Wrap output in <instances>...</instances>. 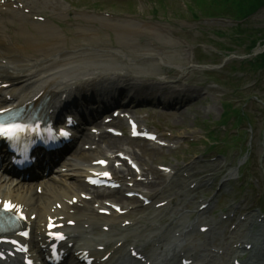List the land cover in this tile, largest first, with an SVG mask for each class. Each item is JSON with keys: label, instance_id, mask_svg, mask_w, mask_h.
Returning <instances> with one entry per match:
<instances>
[{"label": "rangeland", "instance_id": "374dc122", "mask_svg": "<svg viewBox=\"0 0 264 264\" xmlns=\"http://www.w3.org/2000/svg\"><path fill=\"white\" fill-rule=\"evenodd\" d=\"M100 2V9L97 11V14H102L105 18L110 19L111 15L108 11L114 12L116 14H129V13H137V17L134 20H128L126 23L120 25L116 24L112 27L111 32L109 33L113 39L115 40V46L122 47L128 54L132 56V58L137 59L138 61L142 60L144 54L148 51V43L146 42V38L154 37L158 42H163L170 45V49H167L170 52L169 57L175 60L183 59L184 57H189L192 55L193 50H187L188 47L194 48L195 46L198 47V44L206 41L212 40L209 37H214V33L216 30L226 28L223 24L218 22H209V23H202V22H193L192 20H183L181 17H176L175 13V6H172L170 2H167L168 10L167 14H164V9L160 8L159 11L161 14L160 17H156L153 20L154 16H148L147 21H152L153 24L151 28L148 29L147 33H143L145 28L140 26L142 22V16L140 13H143L144 10H148V8L143 4V8L139 9L141 11L136 12L135 4L132 2H128L127 0H99ZM112 4L118 5L121 8L111 9L110 6ZM134 5L133 7H129ZM129 12V13H127ZM148 14V13H146ZM163 14L166 18L163 17ZM182 17H188L189 15L186 12H180ZM126 16V15H124ZM257 17V18H256ZM252 19L251 24L256 26L264 25V9L260 11V13ZM106 21L110 23L109 20ZM157 19V20H156ZM113 22V21H112ZM117 22H124V20H117ZM158 24H165L171 26L172 33H164L160 30ZM136 27L138 30L135 33H131L130 30ZM191 30V31H189ZM193 30V31H192ZM208 31L209 35L202 36L200 35L201 32ZM106 33V32H102ZM103 38L108 39V34L103 36ZM217 38V37H216ZM204 39V40H200ZM215 42H224V38H220V40H213ZM212 45V44H211ZM230 46H233L232 43H229ZM213 46V45H212ZM102 48L101 46L99 47ZM236 53L243 54L242 49H237ZM113 56V54H112ZM129 58V56L127 57ZM115 60L123 61V58L119 56L114 57ZM180 63H184V61H180ZM157 62L153 61L150 64L143 65L142 68L144 70L153 71ZM193 69L189 67V70ZM203 78V76H201ZM198 81L197 78H193L192 82ZM254 81L247 83L248 85L253 84ZM232 90L231 87H219L214 92H210L206 97H204L198 104L188 106L189 109H186L181 115H172L168 118L170 121L177 125L180 128H185V130L192 131L197 128L204 120L206 121H217L219 119L221 113V101L220 97L223 94H228ZM258 94L263 96L264 98V85L260 89H256ZM253 104H251V107ZM163 118V117H162ZM256 125L259 126L257 121V117L255 118ZM258 142H260L258 140ZM168 160H171L170 157L167 156Z\"/></svg>", "mask_w": 264, "mask_h": 264}, {"label": "bare ground", "instance_id": "6f19581e", "mask_svg": "<svg viewBox=\"0 0 264 264\" xmlns=\"http://www.w3.org/2000/svg\"><path fill=\"white\" fill-rule=\"evenodd\" d=\"M23 1H28V6L27 7H31L33 8V12H37L36 15L40 14V7L37 6V2L40 3V5L42 4V0H23ZM50 1V0H48ZM6 2V5H8L10 7V9L12 11H14V5L17 4L18 6H20L19 4V0H0V12L5 13L6 12V6L3 4ZM35 5H33V4ZM32 12V13H33ZM31 11L29 13L26 12H22V15L25 16H31L30 15ZM34 26H36L37 29H41L43 28V30H46V33L42 36L41 39H38L37 37H35V35L30 32L27 33L25 31H23V34L26 36V39L29 37V41L27 42L26 46L25 44H19L18 46L15 45L12 40L9 38L11 37L7 32L8 29L4 23V21L0 22V45H3L2 48L0 46V62H4L5 65H10V64H15V62L17 61L16 58H23V51L25 50H30L31 53L30 55L36 59L40 58V55L42 52H47V49L50 48H54L57 50V58L61 60L60 62V66L64 67L67 64H72L75 61H81L79 62L80 64H82L83 62V56L81 55V53H77L75 55H69V54H65L63 52L66 51L65 48V44L63 42V40L61 39V37L63 36L61 32L58 31L57 28H53L51 27V25H42L38 22H36L34 24ZM22 27V26H20ZM35 29V28H34ZM36 30V29H35ZM61 36V37H60ZM92 40V38H91ZM41 45H40V44ZM74 49H77L78 46L74 45L73 46ZM59 48V49H57ZM11 52H14L13 54ZM68 62V63H66ZM18 69L21 70L25 76V79L27 81H34L39 79L40 77H42V70L40 69H33V68H29L27 67L25 64L22 63H18ZM4 72L9 73L7 70H4ZM124 73V72H123ZM17 73H13L11 76L16 75ZM18 76H16L17 78H21V76H19V73L17 74ZM48 77H54L57 79L56 82H51L47 80V84L48 86L45 88L48 90H55V89H59L61 90L64 87V83H73L75 81V74H68L65 73L64 77H63V73L62 71L57 72L56 74L53 73H49L47 75ZM22 91L23 92H27V89L29 88V93L34 94L33 89L31 88V85L26 84V83H22ZM43 87H38V90L42 89ZM45 91V92H46ZM44 92V93H45ZM102 147L101 150H103V148H117L118 146H120L121 141H116L110 138L104 139L102 141ZM83 157H86L85 154H83ZM80 158H82V156H80ZM75 165V164H74ZM130 170V169H129ZM147 170V169H146ZM87 171L83 169V167H78L75 166L72 169V174L73 177L71 178L72 181L68 187L61 185L60 183H56V186L58 187L56 190L52 191V196L54 199H50V201H57L59 199H63L67 194H64V192H67V189H70V193L68 195L69 199H73L75 196H81V193L84 191V188L82 186V181H81V175L86 173ZM130 174V173H128ZM144 175V174H141ZM152 185V183L150 184ZM160 189L158 190H154V192H159ZM7 193H13L16 195V197H18L21 200H26L29 201L31 199H33L34 197L31 195V199H29L27 197V194H25L23 192V190H15L12 186H9L7 188H3L0 186V194H6ZM146 193V192H145ZM148 194V193H146ZM48 202V200H46ZM63 205H65V202L63 203ZM103 208H107V209H113L111 207V205H107V203L105 202L102 206ZM129 208V207H127ZM113 212V211H112ZM127 213L131 214L133 213V211H131V209L127 210ZM107 217H105L104 220H107V222L109 224H113L115 222H122L123 221V217H118L116 214L111 213L110 216L106 215ZM252 242V241H250ZM117 243H119V245L117 246V251L120 252L122 247L125 245H129L128 243H126V241L124 240H120V238H117ZM248 243V242H246ZM179 242H176L174 244V246H178ZM239 254L238 257L240 259H245V264H261L260 261H257L255 258L252 259V257H256L257 255V250L255 247H252L251 250H247V249H243V250H238ZM113 257H111L109 260H112ZM251 259L253 260V262L251 261Z\"/></svg>", "mask_w": 264, "mask_h": 264}, {"label": "snow or ice", "instance_id": "6c2138e0", "mask_svg": "<svg viewBox=\"0 0 264 264\" xmlns=\"http://www.w3.org/2000/svg\"><path fill=\"white\" fill-rule=\"evenodd\" d=\"M23 130V127L20 126V125H13V126H9V127H4V126H0V135H7L9 136L10 138H13L15 136V133L18 132V131H22ZM64 135H67V133H63ZM154 139V137H153ZM98 163H101V164H104L106 163V161H98ZM104 175H110L109 173H104ZM94 182V181H93ZM4 208L5 210L7 211H11L13 210L16 206L11 204L10 202H5L4 203ZM23 218V217H21ZM23 235L27 236L28 233L27 232H24L22 233ZM58 238L60 239H63V235L62 234H58ZM13 243H16V241H13ZM22 251H26L25 248H21ZM28 264H32L31 261L28 262Z\"/></svg>", "mask_w": 264, "mask_h": 264}]
</instances>
